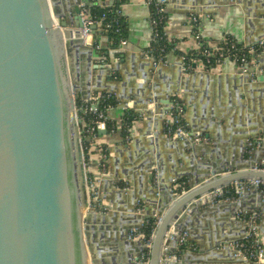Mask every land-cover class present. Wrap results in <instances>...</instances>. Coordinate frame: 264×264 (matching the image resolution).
I'll return each instance as SVG.
<instances>
[{
    "label": "water",
    "instance_id": "obj_1",
    "mask_svg": "<svg viewBox=\"0 0 264 264\" xmlns=\"http://www.w3.org/2000/svg\"><path fill=\"white\" fill-rule=\"evenodd\" d=\"M79 4L67 6L64 13L57 0H0V264H141L145 246L137 254L125 255L119 263L113 257L117 249L112 242L121 243L130 230L140 228L147 217L156 214L160 218L152 236L150 258L143 264H161L164 256L176 252L196 211L203 205L210 206V192L242 180L264 181L263 165L261 161L243 159L230 167L236 170L234 173H227L225 165L224 168L216 165L213 178L191 181L190 189L182 194L174 189L180 179L176 174L168 186H162L157 210L136 214V208L131 207L122 219H138L135 224L121 223L113 228L114 232L110 227L105 228L110 223L108 218L91 207L80 133L82 121L78 118L76 101L80 96L85 100L104 90L96 80L92 84L89 76L93 51L80 30L83 17ZM60 19L63 20L59 22ZM91 29L94 34L97 26ZM75 47L83 49L87 61V73H82V88L86 91L79 87L75 77L72 52ZM142 77L145 84L139 86L135 97L141 105L139 115L151 121L154 112L147 107L151 101H157V96H146L144 87L150 77L147 74ZM245 79L250 80V76L247 74ZM107 90L113 92V88ZM187 93L182 94L183 99ZM176 94L179 91L173 93ZM166 104L159 103L155 109L165 120L172 105L171 101ZM124 106L127 107L126 103ZM210 116L204 114L199 130L195 131L206 139L210 137V127L218 123L213 121V114ZM243 133L242 147L244 141L258 137ZM99 134H107V130ZM184 140L186 148L193 153L192 158L206 156L205 149L198 146L200 143ZM150 144L153 146L154 142ZM155 144H159V137ZM153 151L145 149L136 159L135 169L148 181L156 165L160 171ZM259 151L263 156L264 145ZM157 157L160 161L159 154ZM158 189L154 187L155 194H160ZM260 199L264 200L262 195ZM234 207L233 216L237 217L241 204ZM261 208L264 212V203ZM250 227L253 225L246 228ZM217 234L212 250L227 246L224 251H232L233 257L239 258L235 250L228 248L237 240ZM140 242L144 245L143 240ZM191 242L186 239L184 256L192 250ZM110 256L112 260L106 259ZM219 257L214 253L210 263L218 264Z\"/></svg>",
    "mask_w": 264,
    "mask_h": 264
},
{
    "label": "crops",
    "instance_id": "obj_2",
    "mask_svg": "<svg viewBox=\"0 0 264 264\" xmlns=\"http://www.w3.org/2000/svg\"><path fill=\"white\" fill-rule=\"evenodd\" d=\"M115 1L57 0L64 13H67V6L71 7L77 3H80L81 12L82 4L87 7L97 5L108 8L113 6ZM167 2L164 33L172 46L167 57V65L155 67L153 61L145 55L152 37L151 10L146 0H126L122 4V15L126 24V46L114 45L102 25L97 26L96 32L86 40V45L91 46L93 51L89 75L92 84L96 80L99 87L104 90L103 93H112L117 101L116 107L108 112V118L118 130L115 133L99 134L88 162L99 192V203L109 208L107 213H102L101 209L97 213L108 218L110 223L104 227L112 228V232L115 231L113 228L119 227L121 223L135 224L138 221L122 219L131 207L136 208L138 214L137 197L145 211L157 210L160 206L158 198H161L163 192L162 186H168L176 174L180 175L177 181L188 186L191 181L213 178L216 165L220 168H224L222 166L225 165L228 167L225 169L227 173H234L236 170L230 167H235L243 162V159L261 161L264 164V154L263 156L259 154L260 148L246 153L244 146L247 140L244 141L243 147L240 140L244 136L243 132L247 135L252 133L258 135L252 140H262V147L264 145V134H259L260 131H264V49L260 54L251 56L246 72L229 58L217 64L212 70H207L200 60H195V71L182 70L183 59L199 52L201 41L214 51H218L228 38L234 39L247 50L259 44L264 39V0H167ZM193 17L199 18V26L193 22ZM197 33L200 39H197ZM72 52L77 83L86 91L82 88L84 81L82 73L86 72L87 65V61H84L85 55L82 54L84 51L75 47ZM94 65L98 68L95 69ZM152 70H156V73ZM144 74L150 77L149 83L144 87L146 96L154 98L157 96V101H151L147 107V110L154 112L151 121L139 115L141 105L135 97L139 86L145 84L142 77ZM247 74L250 80L245 79ZM100 79L101 82L98 83ZM109 88H113V92L108 91ZM187 89L189 91H186ZM177 91L180 94L173 95ZM185 92H188V95L183 99L182 94ZM170 95L173 97L168 99L167 96ZM170 101L171 104L179 101L185 106L184 122L192 135L205 138L204 134L195 131L199 130L204 114L207 116L213 114V121L218 123L210 127V137L198 145L205 149L206 156L192 158L193 153L186 148L185 140L171 139L167 135L166 126L171 120L170 111L167 112L165 120L164 115H157L155 109L159 103L168 105ZM125 103L127 107L124 106ZM127 109L137 117L130 142L123 139L120 129ZM158 137L157 145L155 143ZM151 141L154 142L153 146L150 144ZM103 148H106L108 154L104 173L99 166ZM145 149L154 150V161L159 162L160 169L157 171V165L154 167L155 171L149 181L147 177L143 179L140 170L135 169L138 165L136 159ZM105 180H109V183ZM235 183L226 187H232ZM113 184L117 187H113ZM155 186L159 187L160 194L154 193ZM179 186L180 184L174 188L178 190ZM189 189L188 186L184 192ZM260 196L259 189L251 186L234 202H219L210 204L209 207L203 205L191 217L192 225L186 227L187 231L183 233V235L187 233V239L192 241L190 245L192 250L187 251V256H184L182 252L185 247L180 242L176 252L170 257L176 256L184 264H211L212 255L217 253L220 255L218 264H264V260L245 261L233 257L232 251H213L211 247L212 242L218 240L215 237L217 233L220 236L242 240L250 229L246 228L247 225L252 223L257 225V240L264 244V212L261 208L264 200L261 201ZM237 203L241 204V209L237 217H234V205ZM208 209L215 210L207 214ZM254 214L258 216L256 221L252 219ZM239 216L249 219L244 220ZM140 241H130L124 236L121 243L112 242L117 249L113 257H117L119 263H122L125 255L137 254L144 248ZM144 254V252L141 254L139 261L141 264L144 263L142 260ZM106 259L112 260V257Z\"/></svg>",
    "mask_w": 264,
    "mask_h": 264
},
{
    "label": "built area",
    "instance_id": "obj_3",
    "mask_svg": "<svg viewBox=\"0 0 264 264\" xmlns=\"http://www.w3.org/2000/svg\"><path fill=\"white\" fill-rule=\"evenodd\" d=\"M120 2L121 8H118L117 13L120 15L122 14V4L124 0H117ZM147 5L151 10L150 16V24H151V31L152 37L149 43V46L145 52L147 58L153 61V65L158 67L159 65H167V55H166V45L159 43L163 39V34L161 33L160 27L166 21V7H167V0H146ZM81 15L83 17V26L80 29L83 37L85 40H88L92 36V29L93 26L102 25L100 20L94 19L89 16V9L85 4L81 5ZM193 22L196 26H199V18L193 17ZM121 29H116V33H120ZM166 39V38H165ZM197 39H200L199 33H197ZM167 40V39H166ZM121 45L126 46L127 40L122 39L120 42ZM158 44V45H157ZM256 47L264 49V39L259 42V44L255 45L253 48H249V52L251 54H255ZM99 48V47H97ZM239 47L232 43L231 46L228 48V54L231 52L239 51ZM206 54L210 55V52L206 51ZM196 62H188L185 63V58L183 59L182 63V70L184 72H193L196 70ZM246 63L247 60L245 56L241 58V67L243 68V72H246ZM114 98L112 93H93L88 99H82V104L78 107V118L82 121L80 126V133L82 138V146L87 143V147L92 146V148L96 145L97 138L99 136V131L107 130V122L109 120L107 112L114 108V106L106 105L103 106V102L105 100H109ZM171 120L167 122L166 132L167 135L171 139H180V140H194L195 143H203V141L207 140L202 136H196L195 138L192 137V134L187 129L185 122H184V115H185V106L181 104L179 101H175L171 108H169ZM82 115V116H81ZM114 125L112 127V132L114 131ZM132 137V129L129 130V135L127 137V142L131 141ZM263 144L262 140H247L244 146V151L246 153H250L258 148H261ZM84 150V149H83ZM108 159L107 152L102 154L101 161L99 166L104 173L106 171V162ZM264 166V164H262ZM262 169H264L262 167ZM127 186V185H125ZM255 186L259 189L261 195L264 198V181H239L234 184L232 187H225L222 189H218L215 191L210 192L208 198L211 199V204L219 203V202H234L238 200L245 189ZM88 188L90 190V199L92 204V208L96 211L101 209L102 213H107L109 208L101 206L99 203V192L98 189L95 187L93 182H88ZM184 193V192H183ZM145 211L144 206L138 200V214L143 213ZM156 218H160L158 214L154 215ZM241 219H247L244 216H239ZM258 218L257 214H254L252 219L256 221ZM249 219V218H248ZM247 219V220H248ZM144 221L141 223L140 228L143 226ZM253 227L246 232L245 237L242 240H237L232 242L228 248L235 250L237 252V257L245 260V261H253V262H261L264 260V244L261 243L256 238V231L257 225L252 223ZM140 228L132 229L129 231L127 238L130 241L135 240H143L144 246L146 247V254L143 256V262L148 263L150 258V247L152 245V238L150 240H146L144 234L140 231ZM188 234L185 233L182 237L180 242L183 245L186 242ZM227 246H221L220 250H226ZM171 255V254H170ZM164 256L163 261L161 264H181L180 260L176 256Z\"/></svg>",
    "mask_w": 264,
    "mask_h": 264
},
{
    "label": "trees",
    "instance_id": "obj_4",
    "mask_svg": "<svg viewBox=\"0 0 264 264\" xmlns=\"http://www.w3.org/2000/svg\"><path fill=\"white\" fill-rule=\"evenodd\" d=\"M126 0H124L125 2ZM118 8H121L120 2H118L117 0L115 1V3L113 4V6L108 7V8H103L101 6H97V5H93L88 7L89 9V14L92 18L100 20L102 23V27L108 32V34L110 35L111 40H113L114 45H120V42L122 39H126V24H125V19L123 17L122 14H118L117 10ZM164 26L165 23L163 24V26L160 27L161 33L163 34V39L159 42L161 44L166 45V55L168 57V54L171 52L172 50V46L168 43V41L165 39V33H164ZM120 28L121 32L120 33H116V29ZM232 43H235L238 47H239V51L237 52H231L228 54V48L231 46ZM158 45V44H157ZM262 48L256 47V52L255 54L258 55L262 52ZM206 51L210 52V55L206 54ZM254 54H251L249 52V50L244 49V47L240 44H238L234 39L232 38H228L224 43H222V45L220 46V49L218 51H214L208 48V46H206V44L201 41V46H200V50L199 52L195 53L193 56L189 55L185 57V63L188 62H193L195 60H200L203 63V66L207 69V70H212L216 67L217 64L219 63H223L224 60L226 58H229L233 61H235L239 66H241V58L242 56H245L247 63L246 66L248 64H250L251 61V56ZM166 57V58H167ZM82 104V99L80 97L77 98V106L79 107ZM111 105L114 106V108L117 105V101L115 98H111L109 100H105L103 102V106L106 105ZM109 112V111H108ZM107 112V114H108ZM82 116V115H81ZM137 120V117H135L133 115V113L130 110H125L123 119H122V125L120 127L121 129V134L122 137L125 141H127V137L129 135V130H131L133 128L134 122ZM113 125L114 127V131L112 132V127ZM118 128L117 126L112 122V120H108L107 122V132L108 133H115L117 132ZM87 143H85L83 145V149H84V154H85V162L87 165V169H88V181L89 182H93L95 184V187L97 188L96 185V181L93 180V176L90 173V169H89V157L91 155V150L94 148H92V146L87 147ZM104 151V153L107 152L106 148L101 149ZM264 168V166H263ZM179 189L177 190V188L175 189V192L177 191L178 194H182L185 190L188 189V186L185 184L183 185L182 182L180 183V181L176 184L179 185ZM175 185V186H176ZM174 186V187H175ZM120 187H122V185H120ZM159 219L156 217H147L144 220V224L143 226L140 228V231L144 234L145 239L146 240H150L153 236V233L157 227ZM146 254V253H145Z\"/></svg>",
    "mask_w": 264,
    "mask_h": 264
},
{
    "label": "rangeland",
    "instance_id": "obj_5",
    "mask_svg": "<svg viewBox=\"0 0 264 264\" xmlns=\"http://www.w3.org/2000/svg\"><path fill=\"white\" fill-rule=\"evenodd\" d=\"M62 19L59 20V22L61 21ZM77 101V100H76Z\"/></svg>",
    "mask_w": 264,
    "mask_h": 264
},
{
    "label": "bare ground",
    "instance_id": "obj_6",
    "mask_svg": "<svg viewBox=\"0 0 264 264\" xmlns=\"http://www.w3.org/2000/svg\"><path fill=\"white\" fill-rule=\"evenodd\" d=\"M101 216V215H100Z\"/></svg>",
    "mask_w": 264,
    "mask_h": 264
}]
</instances>
